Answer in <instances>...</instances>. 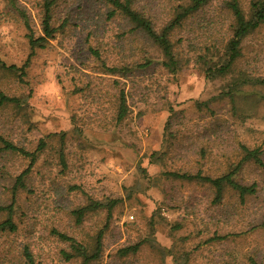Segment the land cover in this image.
<instances>
[{"label": "rangeland", "instance_id": "rangeland-1", "mask_svg": "<svg viewBox=\"0 0 264 264\" xmlns=\"http://www.w3.org/2000/svg\"><path fill=\"white\" fill-rule=\"evenodd\" d=\"M19 1L39 34L41 0ZM178 2L136 0V8L159 28L169 18L170 6ZM223 2L209 0L173 32V42L183 37L175 47L182 63L176 74L162 68L156 47L140 34L128 32L127 22L119 16L107 20L108 6L102 1L57 2L54 22L56 27L63 26L32 56L21 80L0 70V90L27 100L25 109L0 112V134L28 150L39 139L47 144L25 179L27 189L18 196L16 233L0 236V264H24L20 257L24 244L43 264H80L58 257L66 244L56 232L91 243L98 230H102L101 256L89 264H175L173 255H163L160 247L186 256L187 264H264V228L254 226L264 220V166L249 162L239 172L238 181L256 185V193L245 204H238L229 190L219 204H213L205 186L161 174L200 170L216 175L241 157L239 144L259 149L264 165V101L256 96L243 100L238 114H233L228 98L220 96L229 76L208 81L193 64L194 55L206 45L218 48L220 38H226L231 17ZM248 2L240 0L244 10ZM0 10V59L20 66L29 52L25 29L21 21L4 14L1 3ZM190 43L196 46L191 48ZM97 46L109 66L131 67L146 60L149 65L126 78L108 75L90 53ZM238 66L264 76V26L243 42ZM114 79L119 83L114 84ZM121 89L127 113L117 123ZM198 102L207 105L198 108ZM169 107L176 114L167 136L164 125ZM61 133L65 134L64 167L57 154ZM50 134L54 136L45 138ZM156 150H167V158L150 164L148 156ZM5 159L7 174L18 173L28 164L15 155ZM2 184L10 185V181L0 177ZM89 199L119 202L110 217L105 210H97L76 224L71 211ZM155 211L151 237L149 220ZM176 223L179 227L173 228ZM215 235L221 240H213ZM145 239L150 241L135 254H117L120 248Z\"/></svg>", "mask_w": 264, "mask_h": 264}, {"label": "trees", "instance_id": "trees-1", "mask_svg": "<svg viewBox=\"0 0 264 264\" xmlns=\"http://www.w3.org/2000/svg\"><path fill=\"white\" fill-rule=\"evenodd\" d=\"M59 0H41L39 3L38 17L40 33L37 34L33 29L27 9L21 4L19 0H0L4 14L11 19L21 21L25 29L24 37L28 45V54L20 66L15 64H6L0 59V70L15 75L19 80L26 74L30 59L37 50H42L46 47L49 40L52 39L57 32V28H62L63 23L56 27L54 22V8ZM99 1V0H98ZM104 5L108 6L106 12V19L114 16H119L122 20L129 24V33H138L143 36L152 46L156 47L162 56L161 66L169 74H176L181 70L182 63L179 55L175 49L178 44H181L183 37H179L176 42H173L171 36L174 31L180 29L184 22L193 15L201 11L209 2V0H181L177 4L170 6L171 12L169 18L165 21L162 27L156 28L149 15L143 10L136 8V0H100ZM224 7L228 11L231 22L228 25V32L226 38H220L218 48L216 45L211 47L206 45L201 53H196L192 58L193 64L197 66L204 78L208 81H216L224 79L229 76L226 81L223 91L220 96H225L230 102L233 114H238V105L243 100L257 97L264 101V76H254L251 73L241 69L238 64L242 57L243 42L255 30L264 26V0H249L248 9L244 10L240 4V0H224ZM3 17V12L0 10V19ZM217 40V39H216ZM215 40V41H216ZM213 41V43H216ZM177 43V44H176ZM100 45V44H99ZM101 46V45H100ZM100 46L90 48V53L94 58L100 61V66L103 73L111 76H119L126 78L130 72L144 68L149 65V60L143 64H135L129 67L128 65H107L106 60L101 58ZM196 45L189 44V47L194 48ZM114 84H118V80H112ZM201 104L207 105L206 102H198V108ZM27 105L26 98L22 96H10L4 91L0 90V112L8 109L21 110L25 109ZM241 107V106H240ZM169 116L164 125L165 135H171L170 124L171 118L176 114L171 107L168 109ZM127 113L126 96L124 91L119 90L117 96V106L115 113V122H121ZM64 133L60 135V146L57 154L59 163L62 167L65 166L63 154V140ZM53 134L47 135L45 138H50ZM46 142L39 139L37 146L28 150L23 146H19L12 140L7 139L0 134V177L3 180L6 178L10 181V185H0L3 192L0 193V236L4 234H13L17 231V224L14 221L16 213L17 199L23 189H27L25 179L32 168L33 164L38 160L41 152L45 150ZM241 151V157L236 163L229 165L225 171H221L216 175L204 174L200 170L195 173L175 170L163 171L161 174L166 179L181 180L189 183L203 185L209 190L211 194V202L219 204L224 197L227 190L231 191L237 197L238 204H245L248 197L256 193L255 183H242L238 181V174L243 169L246 163H253L257 166H264L261 159V151L257 148H248L243 144L238 145ZM200 153H205L201 150ZM167 150H156L148 156L150 164L158 163L166 159ZM19 156L28 160L26 168L18 173L7 174L4 171V161L7 156ZM144 175L147 176L144 168H141ZM7 174L8 177H5ZM7 185V186H6ZM5 188V192H4ZM8 193V198H7ZM119 199H105L99 201L89 199L88 202L75 208L71 211L76 224H80L86 214L95 212L97 210H105L107 218L110 217L111 210L118 204ZM155 216L156 211L151 215L149 220L150 236L153 237L155 231ZM257 228H264V220L259 224L254 225ZM176 223L173 228H178ZM54 232V231H53ZM56 232V231H55ZM54 232V233H55ZM60 241L65 242L66 248L59 250V258L65 262L70 260H79L80 264H89L99 259L102 249V230H98L93 241L81 242L75 237L56 232ZM222 237H213V240H221ZM153 239V238H151ZM150 241V239L142 240L133 245H127L118 250L117 254L127 256L135 254L143 243ZM159 250L163 255H173L175 264H187V257H178L174 255L171 248L160 247ZM20 257L24 264H43L42 261L37 260L31 251L30 247L24 244L20 249ZM252 258H249L251 261ZM251 263L257 264L256 261Z\"/></svg>", "mask_w": 264, "mask_h": 264}]
</instances>
